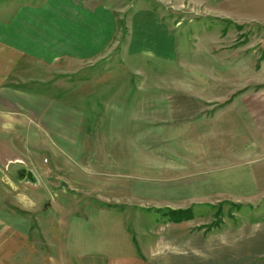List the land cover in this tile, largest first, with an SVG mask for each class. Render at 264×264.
<instances>
[{
  "label": "rangeland",
  "instance_id": "obj_1",
  "mask_svg": "<svg viewBox=\"0 0 264 264\" xmlns=\"http://www.w3.org/2000/svg\"><path fill=\"white\" fill-rule=\"evenodd\" d=\"M98 1L118 11L119 42L54 75L111 77L109 89L79 102L85 114L59 117L58 131L23 126L1 136L0 264L66 261L70 226L101 213L124 225L153 264H264V170L249 177L243 158L196 141V116L167 111L175 97H196L208 79L222 81L210 93L229 95L221 105L209 101L208 115L242 92H264V20L206 14L196 0ZM144 11L163 17L162 36H152L161 28L147 22V44L145 26L128 17ZM112 102L121 110L131 103L136 114H114ZM145 104L150 114H140ZM17 160L24 168L15 175L9 165Z\"/></svg>",
  "mask_w": 264,
  "mask_h": 264
},
{
  "label": "crops",
  "instance_id": "obj_2",
  "mask_svg": "<svg viewBox=\"0 0 264 264\" xmlns=\"http://www.w3.org/2000/svg\"><path fill=\"white\" fill-rule=\"evenodd\" d=\"M197 3L205 7L206 14L217 17L264 20V0H196ZM116 13L113 6L98 0H0V139L8 132L24 131L23 126L30 131H58L57 126L62 122L59 117L85 114L79 110V102L102 89H109L104 83L108 84L111 77L73 80L69 75L56 78L54 74L57 67L83 66L114 47L122 32ZM128 17L145 26L140 28L144 30L145 44L147 22L152 21V29L155 28L153 24L161 28L152 36L164 33L163 23L161 27L159 25L163 17L156 12H132ZM130 26L134 27L133 22ZM42 67L45 73H42ZM212 82L222 81L208 79V84L204 81L202 86L199 83L196 97H190V94L175 97V106L167 111L183 118L196 116V141H208L209 146H206L210 150L219 148V156H240L247 163L244 169L241 165L244 172L257 178L256 173L264 170V92H242L216 109L213 115H208L209 101L217 100L216 105H221L219 100L229 97L224 92L211 94L209 85ZM75 89H79L78 92ZM115 98L124 102L131 99ZM111 105L118 108L114 114H136L131 103L122 110L120 104L117 106L114 102L107 108ZM151 108L145 104L140 114H150L147 110ZM41 119L51 126H45ZM206 130L207 138L201 136ZM222 166H219V172ZM225 170L230 172L228 163ZM96 215L90 222L74 221L70 226L71 251L65 258H60L66 261L50 258L47 264H153L139 255L137 243L124 225L113 220L104 221V213Z\"/></svg>",
  "mask_w": 264,
  "mask_h": 264
},
{
  "label": "bare ground",
  "instance_id": "obj_3",
  "mask_svg": "<svg viewBox=\"0 0 264 264\" xmlns=\"http://www.w3.org/2000/svg\"><path fill=\"white\" fill-rule=\"evenodd\" d=\"M10 171L14 173L15 175H18L17 171H19V168L24 166V162L22 160H17L16 162H13L11 165H9Z\"/></svg>",
  "mask_w": 264,
  "mask_h": 264
},
{
  "label": "water",
  "instance_id": "obj_4",
  "mask_svg": "<svg viewBox=\"0 0 264 264\" xmlns=\"http://www.w3.org/2000/svg\"><path fill=\"white\" fill-rule=\"evenodd\" d=\"M22 171H23V173H24V171H25V170H24V169H22ZM18 172H19V171H18ZM28 174H30V172H28Z\"/></svg>",
  "mask_w": 264,
  "mask_h": 264
},
{
  "label": "flooded vegetation",
  "instance_id": "obj_5",
  "mask_svg": "<svg viewBox=\"0 0 264 264\" xmlns=\"http://www.w3.org/2000/svg\"><path fill=\"white\" fill-rule=\"evenodd\" d=\"M20 168H21V167H20ZM22 168H24V166H22ZM22 173H23V171H22ZM22 173H21V174H22Z\"/></svg>",
  "mask_w": 264,
  "mask_h": 264
},
{
  "label": "trees",
  "instance_id": "obj_6",
  "mask_svg": "<svg viewBox=\"0 0 264 264\" xmlns=\"http://www.w3.org/2000/svg\"><path fill=\"white\" fill-rule=\"evenodd\" d=\"M175 211V210H174ZM177 212H179V211H177ZM180 212H182V211H180ZM174 213H176V212H174Z\"/></svg>",
  "mask_w": 264,
  "mask_h": 264
}]
</instances>
